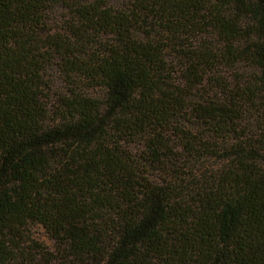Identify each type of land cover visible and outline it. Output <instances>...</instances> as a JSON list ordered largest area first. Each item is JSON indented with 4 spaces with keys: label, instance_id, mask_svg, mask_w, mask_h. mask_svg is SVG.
I'll list each match as a JSON object with an SVG mask.
<instances>
[{
    "label": "trees",
    "instance_id": "16d2710c",
    "mask_svg": "<svg viewBox=\"0 0 264 264\" xmlns=\"http://www.w3.org/2000/svg\"><path fill=\"white\" fill-rule=\"evenodd\" d=\"M110 1L0 0V264H264V0Z\"/></svg>",
    "mask_w": 264,
    "mask_h": 264
},
{
    "label": "rangeland",
    "instance_id": "374dc122",
    "mask_svg": "<svg viewBox=\"0 0 264 264\" xmlns=\"http://www.w3.org/2000/svg\"><path fill=\"white\" fill-rule=\"evenodd\" d=\"M111 4H120L124 2V0H111ZM59 14H64L61 11H59ZM30 239H33L39 243L44 244L45 246L49 248H54V244L52 240L49 238V236L46 234L45 230L41 227H35L30 232Z\"/></svg>",
    "mask_w": 264,
    "mask_h": 264
}]
</instances>
